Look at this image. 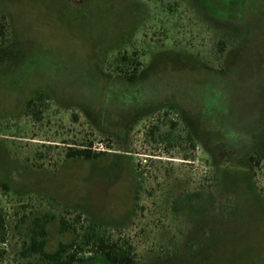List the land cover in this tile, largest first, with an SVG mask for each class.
Here are the masks:
<instances>
[{"label":"rangeland","instance_id":"1","mask_svg":"<svg viewBox=\"0 0 264 264\" xmlns=\"http://www.w3.org/2000/svg\"><path fill=\"white\" fill-rule=\"evenodd\" d=\"M1 16L0 264L65 210L127 237L135 264H264V0H0ZM70 238L49 225L48 249Z\"/></svg>","mask_w":264,"mask_h":264},{"label":"trees","instance_id":"2","mask_svg":"<svg viewBox=\"0 0 264 264\" xmlns=\"http://www.w3.org/2000/svg\"><path fill=\"white\" fill-rule=\"evenodd\" d=\"M8 40V27L4 16L0 18V45ZM141 62L137 54L121 53L114 60L113 72L122 75L133 82L139 76ZM49 95L44 90H37L25 103L27 115L39 119V107ZM191 141L190 136L187 137ZM99 153L88 148H69L67 157L84 159L95 158ZM264 156L263 152H256L250 156L251 163H255ZM7 188V184H3ZM58 221L60 235L71 233L72 238L60 240L54 249H48L49 225ZM5 218L0 212V261L7 250L2 244L5 242ZM15 264H86L102 259L109 264H135L136 249L131 241L121 235L114 234L101 223L83 217L80 213L65 210L61 215L52 211H45L33 216L25 228L18 248L13 251Z\"/></svg>","mask_w":264,"mask_h":264}]
</instances>
